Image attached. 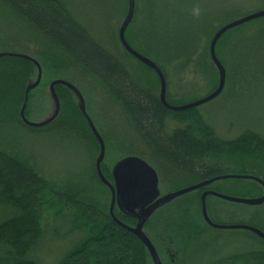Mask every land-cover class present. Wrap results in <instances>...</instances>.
Listing matches in <instances>:
<instances>
[{
	"label": "trees",
	"instance_id": "1",
	"mask_svg": "<svg viewBox=\"0 0 264 264\" xmlns=\"http://www.w3.org/2000/svg\"><path fill=\"white\" fill-rule=\"evenodd\" d=\"M174 1L179 4L173 10L166 4L161 6V21L154 19L152 25L146 23L133 37L132 32L126 34L125 31V40L158 66L165 83L171 66L185 68L198 57L206 43L209 68L215 74V83L208 95L215 90L218 80L208 53L213 34L223 25L264 8L248 10L250 2L231 0L217 3L208 17L202 12L199 17H193L191 4L186 0ZM133 20L134 15L129 25ZM95 29L81 20L65 0H0V46L29 42L38 45L46 55L54 54L79 69L113 101L127 127L150 155L189 182L185 187L232 175L253 177L264 183V136L254 129L230 124L228 129L234 126L239 129L237 135L223 137L200 111V107L221 96L227 81L235 85L237 77L246 74L244 68L250 66L246 51L264 52V29L231 39L225 50L229 59L227 67L218 56V44L224 35L220 37L215 55L225 70L224 88L212 101L184 111L164 107L159 94L145 86L126 65L112 34L105 31L106 35H102ZM36 72V67L23 58L0 57V212L3 213L0 264H39L33 256L56 240L63 244L61 249L64 250L55 264H152L139 239L109 214L110 192L98 178L93 163L98 151L97 141L80 112L75 113L76 118L63 116L56 123L41 128L22 122L19 111L24 89ZM55 91L61 111L65 113L70 91L62 85H56ZM181 98L170 97L166 83V103L188 104L181 103ZM49 132L70 136L72 142L78 143L86 152L88 171L82 170L61 180L41 173L32 153L21 147L18 137ZM101 171L111 183L110 171L102 164ZM227 180L249 182L257 192L262 190L252 179ZM218 182L200 191H212ZM113 216L130 228L135 223L116 208ZM258 229L264 233L263 229ZM249 237L247 250L216 255L206 261L200 258L197 262L264 264V242L253 234Z\"/></svg>",
	"mask_w": 264,
	"mask_h": 264
},
{
	"label": "rangeland",
	"instance_id": "2",
	"mask_svg": "<svg viewBox=\"0 0 264 264\" xmlns=\"http://www.w3.org/2000/svg\"><path fill=\"white\" fill-rule=\"evenodd\" d=\"M65 1L81 20L84 19L86 23L92 24L98 33L106 35L105 31H107L108 34H112L118 50L131 72L158 95L160 87L156 74L127 55L118 44V29L126 14L127 0ZM230 1L186 0V3L191 4L192 9L199 7L202 15L208 17L209 12L217 3H229ZM240 1L250 2L248 10L264 8V2L260 0ZM165 4L173 10L179 2L174 0H136L134 20L127 28L126 34L132 32L131 37H133L134 33L144 28L146 23L152 25L154 19L161 21L163 19L160 13L161 6ZM259 29H264V17L249 21L223 34L217 50L219 51L218 56L226 67L229 64V59L226 57L225 50L229 48L231 39L254 34ZM205 50H207L206 43L202 46L198 57L193 58L185 68L180 69L177 67L179 65H173L167 70L166 83L170 97H183L180 99L181 103H191L195 99L205 97L210 92L215 83V74L209 68V59ZM3 52L29 56L40 65L42 73L40 83L32 90L26 105L25 118L28 122L41 123L51 117L55 105L49 93V85L53 81L63 80L74 86L82 95L86 114L104 143V158L101 164L104 169L110 171V175L111 169L117 161L134 156L142 159L154 169L157 175L159 196L189 185V182L183 181L170 167L150 155L143 143L127 127L113 101L79 69L64 63L54 54L46 55L38 45L29 42H18L17 46H0V53ZM245 56L250 64L249 67L244 68L246 74L243 77H237L235 85H231L227 81L219 98L200 107L201 113L226 138H233L237 135L239 130L237 126L242 129H254L264 136V52L249 53L246 51ZM36 76L37 72L28 83L34 82ZM54 92L56 94L55 86ZM64 111L65 113L61 111L59 102V113L49 125L56 123L63 116L67 119L77 117L76 114L80 112L79 102L71 91L68 93ZM230 124L237 126L228 129L227 126ZM18 138H20L21 147L26 152L32 153L37 167L45 175L61 180L70 174L82 173V170L88 171L90 165L85 150L78 143L72 142L70 136L49 132L27 136L19 135ZM96 144L98 151L93 156L94 164L99 155V146L97 142ZM213 188V192L237 198L253 199L260 197L263 193L262 190L257 192L254 185L249 182L226 180L214 184ZM200 190L184 194L160 206L144 223L142 231L152 243L162 264H200L197 262L200 258L206 261L210 258L213 259L216 255L241 252L249 248L251 233L242 230H216L207 226L202 219L200 203V197L205 190ZM205 206L208 218L216 224H252V226L264 230V203L259 206H245L207 196ZM114 208L117 209V207ZM2 217L3 213L0 212V221ZM52 227L54 226L52 225ZM62 245L56 240L33 257L39 264H55L64 250V248L61 249Z\"/></svg>",
	"mask_w": 264,
	"mask_h": 264
},
{
	"label": "water",
	"instance_id": "3",
	"mask_svg": "<svg viewBox=\"0 0 264 264\" xmlns=\"http://www.w3.org/2000/svg\"><path fill=\"white\" fill-rule=\"evenodd\" d=\"M134 9H135V0H127L126 14L118 29L119 43L127 54H129L139 63L151 69L156 74L158 81H159V87H160L159 100L164 107L172 111H184L187 109L195 108L207 102L212 101L218 95H220L225 85L226 74H225L224 67L219 62V60L217 59L215 55V46H216L217 41L226 32L240 25H243L249 21H252L254 19L264 17V10H261V11L251 13L247 16L241 17L237 20L231 21L223 25L222 27H220L213 34L209 42V46H208L209 58L212 64L215 66L217 70V75H218L217 86L215 90L212 91L210 94L206 95L205 97L195 100L191 103H188L182 106H171L167 104L165 101L166 83H165L164 76L162 72L160 71V69L158 68V66L155 65L150 59L136 52L125 40V31L133 18ZM2 56L23 58L31 62L37 69V76H36L35 81L28 83L24 90L23 103L19 111L20 118L26 126L34 127V128H41V127L49 125L51 122H53L56 119L59 113V102L54 92V86L62 85L74 93V95L76 96L79 102L80 113L85 119L90 132L92 133L93 137L95 138L99 146V155L95 162V170L102 184L106 186L110 192L109 214L116 223H118L121 227H123L127 231L133 233L139 239V241L145 247L152 264H162V263L152 243L142 231V227L144 223L146 222V220L148 219V217L157 208L170 202L174 198H177L184 194L201 189L216 181H222V180H227V179H252L258 182L262 186L263 193L258 198L248 199V198H237L233 196L222 195V194H219L213 191H205L202 193L200 197L201 215H202L203 221L207 224V226L213 229H216V230L247 231L251 234H254L256 237H258L264 242V233L256 227L249 226V225H242V224L222 225V224H216L212 222L206 214V206H205V198L207 196H213L215 198L221 199L226 202L241 204L245 206H259L262 203H264V183H262L261 181L253 177H248V176H237V175L220 176V177L212 178L208 181L196 183L194 185L182 188L180 190L174 191L172 193H168L163 196H159V192L157 189V175L155 171L145 161H143L142 159L138 157H134V156L122 158L114 164L113 168L111 169L112 182L110 183L104 178V176L102 175L100 171V164L104 158V143L100 135L97 133L93 123L91 122L88 115L86 114L85 103H84V100L80 92L68 82H65L63 80L53 81L49 85V93L55 105L53 114L51 115V117H49L44 122L35 123V124L30 123L24 116V110L28 102L29 92L35 89L40 83L41 74H42L40 65L33 58L26 56V55H22V54L4 52V53H0V57ZM114 207H117V209L121 213H123L125 216L134 218L136 220L135 226L133 228H130V227L123 225L118 220H116L113 216Z\"/></svg>",
	"mask_w": 264,
	"mask_h": 264
},
{
	"label": "clouds",
	"instance_id": "4",
	"mask_svg": "<svg viewBox=\"0 0 264 264\" xmlns=\"http://www.w3.org/2000/svg\"><path fill=\"white\" fill-rule=\"evenodd\" d=\"M191 15L193 17H199L201 15V9L199 7L192 9Z\"/></svg>",
	"mask_w": 264,
	"mask_h": 264
},
{
	"label": "flooded vegetation",
	"instance_id": "5",
	"mask_svg": "<svg viewBox=\"0 0 264 264\" xmlns=\"http://www.w3.org/2000/svg\"><path fill=\"white\" fill-rule=\"evenodd\" d=\"M129 55V54H128ZM130 56V55H129ZM262 191H263V189H262ZM135 223H136V220H135Z\"/></svg>",
	"mask_w": 264,
	"mask_h": 264
}]
</instances>
